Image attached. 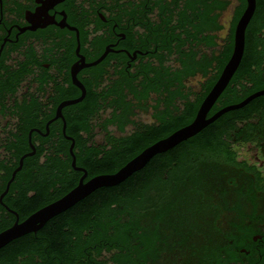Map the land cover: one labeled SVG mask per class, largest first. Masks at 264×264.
I'll use <instances>...</instances> for the list:
<instances>
[{"label": "flooded vegetation", "instance_id": "af4514ba", "mask_svg": "<svg viewBox=\"0 0 264 264\" xmlns=\"http://www.w3.org/2000/svg\"><path fill=\"white\" fill-rule=\"evenodd\" d=\"M210 2L196 4L205 12L203 7H210ZM257 2L245 27L241 59L229 79L233 84L238 77L240 97L221 103L218 95L206 116L264 88V25L255 33L248 27ZM262 2L263 10L256 18L264 24ZM184 3L185 0H0V230L35 210L31 209L33 204L17 208L24 188L15 186L27 184V176L35 171L31 165L34 156L42 162L48 149L62 147L59 155L77 172L76 184L83 173V181L94 175L78 162V147H113L119 138L126 140L137 133L163 130L142 146L146 147L194 118L212 87L208 83L213 75L212 50L223 47V37L241 0H228L217 16L222 25L217 30L211 29L208 20L212 11L208 18H200L195 7L191 16L181 18ZM230 5L223 33L221 17ZM212 34L217 44L209 41ZM249 39L250 46L255 45L252 49L246 46ZM193 53L200 62L198 68L180 77L183 61L192 63ZM201 67H206L207 72ZM78 97L81 98L75 102L65 103ZM186 100L197 103L193 115L185 123L171 126L169 122L180 114ZM252 102L261 104L253 115V121H257L264 111V93L240 107ZM81 118L85 122L75 128L80 136L77 138L68 127ZM231 144L237 160L253 165L263 183L251 196L254 201L248 202L244 221L235 216L236 209L231 204L226 214L218 215L211 224H194L170 246L159 240L151 244L144 241L141 264H264V203L258 202L264 198V140L233 137ZM70 147L75 165L81 168L73 167ZM29 164L31 168L25 172ZM24 193L32 197L35 190L29 188ZM217 239L222 242L212 248ZM96 259L105 260L104 264H126L121 257L111 255H98Z\"/></svg>", "mask_w": 264, "mask_h": 264}, {"label": "trees", "instance_id": "16d2710c", "mask_svg": "<svg viewBox=\"0 0 264 264\" xmlns=\"http://www.w3.org/2000/svg\"><path fill=\"white\" fill-rule=\"evenodd\" d=\"M257 1L256 12L248 25L252 33L264 25L256 18L263 10V0ZM203 2L206 0H195L194 3L193 0H185L180 17L191 16L195 7L196 16L200 18H208V12L212 11L208 18L211 29H219L222 25L217 16L228 0H211L210 7H203L205 12H201L196 3L205 4ZM244 5L245 0H241L235 8L223 37V47L212 50L210 62L213 75L208 82L211 85L231 53L234 26ZM209 41L211 44L218 43L215 34ZM246 41L248 48L255 47L250 46L251 39ZM193 56L194 53L191 55L192 63L183 61L180 77L198 68L200 62ZM201 69L207 72L206 67ZM245 70L248 71V66ZM237 81L238 77L234 78L233 84L228 81L219 94L221 103L240 97ZM90 105L93 107V104ZM196 105L187 101L180 114L169 124L176 127L188 121ZM260 105L252 102L227 110L195 134L152 155L141 168L119 183L95 188L50 217L35 232L11 239L0 247V264H104L105 260L96 259L98 255L121 257L126 264H141L144 241L151 244L159 240L164 246H170L171 241H177L194 224H211L218 215L226 214L231 204L236 209L235 216L244 221V210L248 202L254 201L251 196H255L263 183L253 165L237 160L231 143L233 137L253 142L264 140V111L257 121H253L254 112ZM84 119L77 123L72 121L68 127L77 138L80 136H77L75 128L78 129V124L82 125ZM162 131L159 128L154 134L137 133L126 140L119 138L113 147H78V162L85 165L90 174L115 171ZM61 151L62 147L48 149L42 162L34 156L31 165L35 171L27 176V184L15 185L18 189L24 188L23 193L20 192L22 198L18 200L17 208L33 204L31 209H37L41 203L55 198L75 184L77 172L70 167L68 160L62 159L59 155ZM27 165L25 172L31 168L30 164ZM29 188L35 190L32 197L24 193ZM258 202L264 203V198L260 197ZM221 242L219 239L213 241L212 248ZM117 264L124 263L119 261Z\"/></svg>", "mask_w": 264, "mask_h": 264}, {"label": "water", "instance_id": "95a60500", "mask_svg": "<svg viewBox=\"0 0 264 264\" xmlns=\"http://www.w3.org/2000/svg\"><path fill=\"white\" fill-rule=\"evenodd\" d=\"M254 7H255V0H246L245 7L241 12L240 16L238 17L234 26L233 45H232L231 53L228 59L226 60V62L224 63L218 77L212 84V87L202 99L194 118L190 122L180 126L179 128L173 130L166 136L159 138L153 143L147 145L146 147H143L138 153H136L131 158H129L115 171L101 172L94 174L86 181H83V176L85 175V173H83L80 176L79 181L64 194L38 207L37 209L29 213L24 219L20 221L15 220L10 226H7L6 228L0 230V247L5 243H7L8 241H10L11 239L16 238L24 233L30 231L35 232L50 217L68 208L76 201L80 200L81 198L89 194L95 188L99 186L113 185L119 183L120 181L125 179L129 174H131L133 171L141 168L155 153L164 151L172 147L179 141H182L187 137L195 134L206 124H208L209 122L213 121L216 117H218L221 113L229 109L240 107L243 104H245L248 100H250L252 97L264 93V88H262L260 90H257L249 94L242 100L235 103L226 104L220 107L219 109H217L210 116H206L207 110L215 101V99L223 90V88L226 86L233 72L235 71L236 67L239 64L244 48L245 27L254 10ZM79 98L81 97L67 100L65 101V103L75 102ZM32 152L33 149L29 153ZM70 153L73 156L71 162L73 167L81 168L75 165V159H74L72 147H70ZM20 166L21 164L17 165L13 169L12 174H14L16 170L20 168ZM10 180L11 179L7 181L5 189L2 192V194L8 188Z\"/></svg>", "mask_w": 264, "mask_h": 264}, {"label": "rangeland", "instance_id": "374dc122", "mask_svg": "<svg viewBox=\"0 0 264 264\" xmlns=\"http://www.w3.org/2000/svg\"><path fill=\"white\" fill-rule=\"evenodd\" d=\"M230 11H231V5L228 6V8H226V10L223 11L221 20H223L224 23V28H223V33L225 32L226 26H227V20L229 18L230 15ZM238 147H245L244 145H239Z\"/></svg>", "mask_w": 264, "mask_h": 264}]
</instances>
